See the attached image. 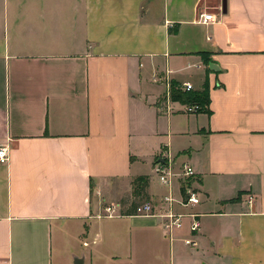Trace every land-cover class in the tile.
<instances>
[{
    "label": "crops",
    "instance_id": "crops-1",
    "mask_svg": "<svg viewBox=\"0 0 264 264\" xmlns=\"http://www.w3.org/2000/svg\"><path fill=\"white\" fill-rule=\"evenodd\" d=\"M168 70L208 87L204 110H167ZM6 143L0 264H264V0H0ZM168 154L196 171L201 202L176 207L201 214L196 234L137 204L97 217L138 176L163 209Z\"/></svg>",
    "mask_w": 264,
    "mask_h": 264
},
{
    "label": "built area",
    "instance_id": "built-area-1",
    "mask_svg": "<svg viewBox=\"0 0 264 264\" xmlns=\"http://www.w3.org/2000/svg\"><path fill=\"white\" fill-rule=\"evenodd\" d=\"M216 18H211L207 13L201 14V21L205 24L215 21ZM170 70L166 72V76L162 78V81L166 85V94L164 100L167 102V110L170 109L169 102L171 100L172 81L168 74ZM158 81L159 77H155ZM180 90L191 91L194 86L191 82L185 81L182 84L177 85ZM188 112H198L201 107L198 104L188 105L186 104ZM11 147L8 143L0 144V163H7L10 160ZM154 171L158 176L161 184L168 187V193L161 200L164 204V208H158L157 204L152 201H144L136 207V213L139 215L154 214L162 219V228L168 234H171L174 230L181 228L184 224L186 217L191 218L190 230L192 234H196L202 225L201 214L198 212H180L177 210V206L189 207L199 204L201 202V195L197 188L193 185L192 179L196 175L194 167L189 162H183L180 168L176 170L174 161L170 154L167 155L165 160L157 161L154 166ZM176 179H181L182 183L180 190V197H177L174 193V182ZM249 203H253V196L249 197ZM104 213L99 214L97 217H116L122 214V208L120 205H107L104 209ZM185 242L188 245H196V241L193 238H187ZM84 245H87L84 242Z\"/></svg>",
    "mask_w": 264,
    "mask_h": 264
},
{
    "label": "trees",
    "instance_id": "trees-1",
    "mask_svg": "<svg viewBox=\"0 0 264 264\" xmlns=\"http://www.w3.org/2000/svg\"><path fill=\"white\" fill-rule=\"evenodd\" d=\"M171 100L183 104L200 105L201 110H204L209 102L208 87L205 86L202 91H183L180 90L176 84L172 83ZM134 192L142 193L146 198L148 197L147 186L148 178L146 176H138L133 180Z\"/></svg>",
    "mask_w": 264,
    "mask_h": 264
},
{
    "label": "rangeland",
    "instance_id": "rangeland-1",
    "mask_svg": "<svg viewBox=\"0 0 264 264\" xmlns=\"http://www.w3.org/2000/svg\"><path fill=\"white\" fill-rule=\"evenodd\" d=\"M134 188L135 187L132 185L131 192L133 193V197H131V200H129L130 202H126V199H124V198L118 202L122 206V210H124L126 208L125 206H132V204L139 205V204L143 203L145 200H148L145 196H143L142 193H136L135 194ZM129 194H130V191L125 196H127ZM110 202L111 201L107 200L105 198V196L102 195V206H106ZM83 248L86 249L87 251H90L92 248V245L89 247H83Z\"/></svg>",
    "mask_w": 264,
    "mask_h": 264
},
{
    "label": "water",
    "instance_id": "water-1",
    "mask_svg": "<svg viewBox=\"0 0 264 264\" xmlns=\"http://www.w3.org/2000/svg\"><path fill=\"white\" fill-rule=\"evenodd\" d=\"M215 66L214 63H211V68H213ZM84 260L83 257H76L74 260V264H83Z\"/></svg>",
    "mask_w": 264,
    "mask_h": 264
}]
</instances>
